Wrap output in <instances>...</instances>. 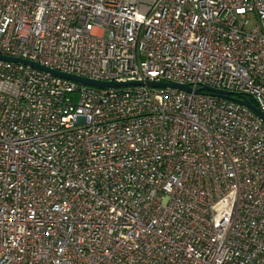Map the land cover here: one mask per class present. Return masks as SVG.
I'll return each mask as SVG.
<instances>
[{"label":"built area","instance_id":"built-area-1","mask_svg":"<svg viewBox=\"0 0 264 264\" xmlns=\"http://www.w3.org/2000/svg\"><path fill=\"white\" fill-rule=\"evenodd\" d=\"M0 264H264V0H0Z\"/></svg>","mask_w":264,"mask_h":264},{"label":"water","instance_id":"water-1","mask_svg":"<svg viewBox=\"0 0 264 264\" xmlns=\"http://www.w3.org/2000/svg\"><path fill=\"white\" fill-rule=\"evenodd\" d=\"M1 60L9 61V62H15V63H22L28 66H31L33 68H36L38 70L50 73L55 76H59L65 79H69L72 81H75L80 84H85V85H90L94 87H110V86H118V85H142L146 84L148 86H153V87H171V88H177L180 90L184 91H191V88L188 85H182V84H177V83H157L154 81H149L147 80L145 83L143 82H138V81H132V82H101V81H96L92 80L86 77L82 76H77L74 74H68L64 72H60L54 69L47 68L45 66H42L38 63L21 59V58H15V57H10V56H5V55H0ZM201 91H206L210 95L220 97V98H225L229 99L231 101H234L236 103L242 104L246 107H248L251 111H253L262 121H264V112L260 110V108L255 104L254 101L244 97L240 96L238 94H232L228 91L220 90V89H214L208 86H203L199 89H195L194 93H200Z\"/></svg>","mask_w":264,"mask_h":264}]
</instances>
